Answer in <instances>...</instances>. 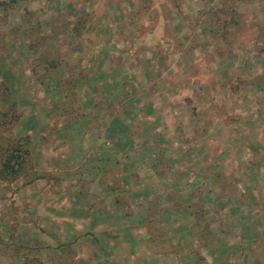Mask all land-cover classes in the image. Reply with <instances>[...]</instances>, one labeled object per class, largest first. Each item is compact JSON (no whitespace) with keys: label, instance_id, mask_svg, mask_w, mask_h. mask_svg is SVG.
Segmentation results:
<instances>
[{"label":"rangeland","instance_id":"374dc122","mask_svg":"<svg viewBox=\"0 0 264 264\" xmlns=\"http://www.w3.org/2000/svg\"><path fill=\"white\" fill-rule=\"evenodd\" d=\"M14 145L0 264H264V0H0Z\"/></svg>","mask_w":264,"mask_h":264},{"label":"trees","instance_id":"16d2710c","mask_svg":"<svg viewBox=\"0 0 264 264\" xmlns=\"http://www.w3.org/2000/svg\"><path fill=\"white\" fill-rule=\"evenodd\" d=\"M8 150L4 153L0 161V177H13L18 170L22 158V154L17 145L12 146ZM24 151H26V149Z\"/></svg>","mask_w":264,"mask_h":264},{"label":"crops","instance_id":"0c3cea01","mask_svg":"<svg viewBox=\"0 0 264 264\" xmlns=\"http://www.w3.org/2000/svg\"><path fill=\"white\" fill-rule=\"evenodd\" d=\"M109 160H110V159L108 158L105 162L108 163ZM105 162H104V164H100V167H102V169H105V167H106V166H105V165H106ZM109 163H110V162H109ZM8 183H9V182H8Z\"/></svg>","mask_w":264,"mask_h":264}]
</instances>
